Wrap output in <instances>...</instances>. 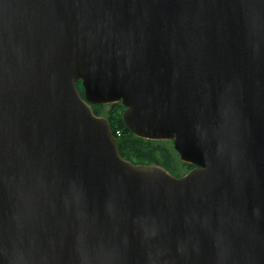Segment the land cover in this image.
I'll return each instance as SVG.
<instances>
[{"label": "water", "instance_id": "1", "mask_svg": "<svg viewBox=\"0 0 264 264\" xmlns=\"http://www.w3.org/2000/svg\"><path fill=\"white\" fill-rule=\"evenodd\" d=\"M0 264H264V0H0Z\"/></svg>", "mask_w": 264, "mask_h": 264}, {"label": "trees", "instance_id": "2", "mask_svg": "<svg viewBox=\"0 0 264 264\" xmlns=\"http://www.w3.org/2000/svg\"><path fill=\"white\" fill-rule=\"evenodd\" d=\"M84 90L82 81L78 82ZM97 115L105 116L118 139L122 156L135 164H159L174 176L181 177L190 172L195 165L184 162L174 148L173 140H153L140 137L131 132L123 121L125 105L122 102L93 104Z\"/></svg>", "mask_w": 264, "mask_h": 264}]
</instances>
